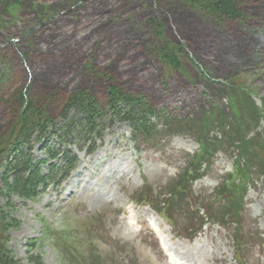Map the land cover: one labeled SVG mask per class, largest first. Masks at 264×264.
<instances>
[{
  "label": "rangeland",
  "instance_id": "rangeland-1",
  "mask_svg": "<svg viewBox=\"0 0 264 264\" xmlns=\"http://www.w3.org/2000/svg\"><path fill=\"white\" fill-rule=\"evenodd\" d=\"M13 4L7 11L0 6V60L12 69L11 82L0 93L2 137L23 117V108L14 101L19 92L39 104L35 113L48 114L58 125L71 93L89 94L107 111L108 93L116 88L172 119L164 129L157 124L150 140L133 142L128 124L105 117L90 155L85 145L80 150L66 146L48 132L35 136L34 160L48 159L43 150L48 144L69 147L79 162L58 189L33 200L5 194L8 179L0 167L2 251L17 264H32L30 257L42 264H170L165 255L176 264H264L262 177L254 179L244 196L242 258L231 240L233 225L221 228L201 221L199 227L190 221L200 205L215 206L216 189L239 161L234 148L215 152L187 193L172 201L171 222L161 217L167 214L165 201L173 198L167 191L199 154L196 140L182 131L196 125L186 122L207 119L219 109L222 114L207 126L209 138L219 140L226 126L218 120L232 114L230 99L237 94L246 93L263 111L264 0L241 2L242 18L232 21L183 0ZM167 45L180 51L179 70L159 57ZM254 131L264 134L263 115ZM131 198L134 204L128 202Z\"/></svg>",
  "mask_w": 264,
  "mask_h": 264
},
{
  "label": "trees",
  "instance_id": "trees-1",
  "mask_svg": "<svg viewBox=\"0 0 264 264\" xmlns=\"http://www.w3.org/2000/svg\"><path fill=\"white\" fill-rule=\"evenodd\" d=\"M183 1L197 6L214 18L232 21L242 18L240 4L249 0ZM0 6L6 7L7 11L14 6L13 0H0ZM179 55L180 51L173 46L167 45L159 50L161 61L173 70H179L181 66ZM11 73L9 62L0 60V93L11 82ZM108 94L109 108L105 111L93 96L83 92L71 93L62 106L58 125L48 114L42 117L41 113H35V108L38 109L39 104L30 99L28 93L21 95L19 92L14 101L23 108V117L7 136L0 135V167H3L8 179L4 189V192H7L5 194L23 200H33L50 188L57 189L75 168L78 162L77 157L69 150V147L61 148V145L56 147L44 144L43 150L48 159L34 160L31 141L37 135H45L48 132L50 137L59 139L66 146L73 145L78 150L85 145V150L89 154L95 150L94 140L101 138L104 131L103 125L106 123L103 121L105 117L128 124L134 142L138 139L141 142L150 140L151 135L157 131V122H162L163 129L170 123L169 119L159 118L158 114L139 98L124 94L117 88ZM230 105L233 106L232 114H224L223 119L218 120L222 121L221 126H226V134L219 140L209 138L210 130L207 128L213 116L222 114L219 109L213 111L211 117L207 116V119L205 116H200L198 119L186 122L196 125L185 126L182 131L199 144V154L189 161L187 169L179 176L173 190L167 191V194L173 198L165 201L164 207L167 214L163 216L167 221H172L169 216L173 208L172 201L179 197V194L184 196L187 193L192 182L195 181L193 179L200 176L197 173L204 164V166L209 165L207 161L215 152L234 148L238 152L239 161L235 162L233 173L227 175V179L216 189L215 206L211 205V208L200 205L202 210L197 208L193 212L196 218L190 221L196 225L200 223L199 227L202 225L201 221L233 225L231 238L235 254L240 259L246 245L241 230L244 196L248 187L253 186L255 178L264 179V134L254 131L262 115L264 116V108L263 111L257 108L246 93L237 94L236 99H230ZM232 119L235 123H231ZM252 132L256 133L255 136L251 140H246V136ZM87 135L91 138L88 143H85ZM44 167L45 170H43ZM186 207L191 210L190 205ZM214 207L216 208L213 209ZM2 246L0 240V264H17L11 254L2 251ZM29 259L32 264H42L37 257Z\"/></svg>",
  "mask_w": 264,
  "mask_h": 264
}]
</instances>
